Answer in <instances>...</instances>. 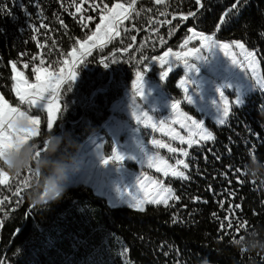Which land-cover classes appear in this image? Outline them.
<instances>
[{
	"label": "trees",
	"instance_id": "trees-1",
	"mask_svg": "<svg viewBox=\"0 0 264 264\" xmlns=\"http://www.w3.org/2000/svg\"><path fill=\"white\" fill-rule=\"evenodd\" d=\"M92 3L87 0L76 13L72 0H0V94L10 104H17L11 64L33 82L32 67L40 66L41 56L42 67L58 72L76 41L86 39L99 23ZM114 3L127 6L130 0H102L109 7ZM133 8L119 35L84 55L73 69L76 79L60 86L51 130L45 111L21 106L39 117L34 139L40 145L52 130L69 134L79 149L93 134L105 135L112 107L131 92L137 72L145 68L148 82L179 103L181 70L162 80L168 65L154 61L178 51L191 31L216 42L242 43L254 53L264 80V0H136ZM203 125L213 140L181 146L187 156L164 155L168 162L183 159L189 165L179 167L188 179H160L177 197L168 206L110 207L89 187L74 185L59 201L37 207L28 199L29 187L16 199V177L9 174L8 184L0 185V264H264V255H246L233 243L248 230L264 229V178L254 181L243 174L250 155L264 162V91L248 93L240 105L231 106L225 123L205 119ZM112 148L107 137L105 159Z\"/></svg>",
	"mask_w": 264,
	"mask_h": 264
},
{
	"label": "rangeland",
	"instance_id": "rangeland-1",
	"mask_svg": "<svg viewBox=\"0 0 264 264\" xmlns=\"http://www.w3.org/2000/svg\"><path fill=\"white\" fill-rule=\"evenodd\" d=\"M202 36L206 35L191 31L190 38L178 51L167 52L169 54L167 56L164 54L162 61L159 59L154 61V65L160 67L167 64L168 74L177 69L181 70L177 87L182 92L180 102L184 104V108L178 107L180 102L169 100L158 85L149 83L143 75V96L139 97L132 86L131 92H126L123 99L112 107L105 135L95 133L81 145L76 155L78 170L69 174V186L89 187L96 195L104 198L110 207L128 206L139 210L133 206V198L144 199L152 190V182H160L161 178L166 177L163 172L156 171V166H150V162L158 166L160 161H167L165 154L181 153L179 150L183 145L189 147L186 142L181 143L179 138H173L174 135L178 134L185 141L189 138L196 140L197 143L206 141L201 140L198 134L193 135L199 132L193 122L203 125V121L208 119L219 125L221 123L218 120L225 105L229 113L230 107L240 105L246 94L256 90L264 91L261 69L253 52L251 53L254 63L250 66L244 59V53L249 51L245 47L243 49L237 47V41L216 42L211 36L216 45L231 47L228 49L205 47L208 42L203 41ZM75 49L76 57L69 56L68 63H64L58 71L63 70V75L74 73L73 64L76 66L82 58L78 44ZM194 49L200 51L195 52ZM177 53L180 54L179 58L176 56ZM17 69L23 71L18 67ZM160 78L164 80L166 77H162L161 74ZM29 82L35 83V80ZM12 91L17 100L14 106L21 107L13 88ZM221 92L224 93L223 99L220 98ZM236 100H239V104L235 103ZM173 103L177 104V109H172ZM32 108L45 111L48 119L46 108L34 106ZM189 109L192 110V114ZM203 128L206 129L204 125ZM107 137L113 141V148L110 158L105 159L103 145ZM154 141L176 148L178 151L171 152L167 147H160ZM115 155L122 156L123 160L117 161ZM168 164L182 167L171 162ZM150 172L156 177L150 175ZM146 204L148 203L142 205L143 209Z\"/></svg>",
	"mask_w": 264,
	"mask_h": 264
},
{
	"label": "snow or ice",
	"instance_id": "snow-or-ice-1",
	"mask_svg": "<svg viewBox=\"0 0 264 264\" xmlns=\"http://www.w3.org/2000/svg\"><path fill=\"white\" fill-rule=\"evenodd\" d=\"M87 2V0H80V3H77V0H72V3L76 5L75 12L81 13L82 12V4ZM201 0H197V4H200ZM136 3V0H130V3L127 6L124 3H114L111 7L108 4H102L101 2H96L93 0L92 8L94 10H98L99 15V23L95 26V31L88 35L84 40H77L76 43L79 45L81 57L84 55H88L91 53L92 48L94 47H102L111 40H113L116 36L119 35L118 29L120 25H122L125 21L129 20L132 12L134 11L133 5ZM156 3H161V0H156ZM235 7V5H234ZM188 17L185 16L184 19ZM83 19V18H82ZM89 22H91L92 17L86 18ZM40 27H45L44 24H41ZM135 37H133V40ZM202 40L206 43L205 47H222L224 49H228L231 47L230 45H216L213 41L211 36H202ZM237 47L243 49V45L237 42ZM171 51V50H169ZM193 51L199 52V49H194ZM169 53H165L167 56ZM67 55L71 57H76V49H73L71 52L67 53ZM187 55V53L185 54ZM177 58H179L180 54H176ZM199 58V56H197ZM253 53L245 52L244 59L248 61L249 65L251 66L253 61ZM33 61L37 60L36 56L31 58ZM63 63L67 64L68 61H63ZM104 66L107 67L108 64L104 61ZM233 63H235L234 55H233ZM45 64V59L43 56L39 57V65L32 67V72L35 74V83H30L28 78L26 77L23 71H19L17 69V65L15 62L11 64L12 69V76L11 79L13 81L12 88L15 92L16 97L18 98L20 105H27L29 108L36 107V108H46L48 112V119H47V127L49 130L53 128L54 125V116L57 111H59V104L57 103V96L56 93L58 92L60 85L66 80L71 79L75 80L76 75L74 73H68V75H63L61 72H53L50 71L48 68L42 67ZM75 67V64H73ZM24 69L29 68L28 63L23 64ZM147 68L144 69L146 71ZM143 72H137L136 81L133 84V88L135 89L136 94L139 97L143 96ZM43 74V75H42ZM168 75L167 72L162 73V77H166ZM187 91V89H186ZM220 98H224V93H220ZM187 99L189 97L187 96ZM236 104H239V100L235 101ZM172 109H177V104H172ZM17 116H27L32 127L29 129H25L22 131H17L14 127L13 120ZM228 116V107L225 105L223 108L222 116L219 118L218 122L223 124L225 123V119ZM194 126L199 130L198 133H193V135H199L201 140L211 141L214 139V136L211 132H208L206 129L203 128L202 123L193 122ZM40 120L39 117L33 116L30 114L29 111L23 110L19 106H13L9 103L7 99L3 95H0V149H5L12 145V143L16 139H27V138H34L39 135L40 131ZM185 125H182V127ZM173 138H179L181 143L186 142L189 147H191L194 143H197L196 140L189 138L187 141L184 140L183 137H179L178 134L174 135ZM154 143L159 144L160 147H167L169 151L176 152L178 151L176 148H172L165 144H160L159 141H154ZM43 147V144L39 145ZM184 156H187V151L180 149L179 150ZM115 159L117 161H122L123 157L119 155H115ZM108 161H105L107 163ZM176 165H182L184 169H187L189 165L183 160L179 159L176 161ZM150 166H156L157 172H163L165 176L171 174L174 177H179L183 179H188L185 175L184 171H181L179 167H174L169 165L167 161H160L159 165H154L150 162ZM15 185L16 190L13 192V195L19 201L22 199L21 193L24 191L26 187L30 186V177L31 173H24L19 176H15ZM10 177L9 173L3 169H0V185L8 184ZM151 198H148V197ZM171 199H177L175 194L173 193L171 188L164 187L161 182L153 181L152 182V190L148 192L144 199H137L133 198V206L137 207L139 210L143 211L142 205L144 203L148 204H163L168 206V202ZM3 203V201H0ZM223 227V225H222ZM227 227L229 229L232 228L231 219L228 220ZM246 227V225H244ZM241 225H237V233L239 232Z\"/></svg>",
	"mask_w": 264,
	"mask_h": 264
},
{
	"label": "clouds",
	"instance_id": "clouds-1",
	"mask_svg": "<svg viewBox=\"0 0 264 264\" xmlns=\"http://www.w3.org/2000/svg\"><path fill=\"white\" fill-rule=\"evenodd\" d=\"M13 124L17 131L32 127L27 116L15 117ZM42 144L40 147L34 138H21L0 149V169L13 176L31 173L27 196L37 207L59 201L68 190L69 174L78 170L79 144L69 134L52 130L43 137ZM243 174L254 181L264 178V162L250 155ZM233 243L246 255H264V229L248 230Z\"/></svg>",
	"mask_w": 264,
	"mask_h": 264
}]
</instances>
